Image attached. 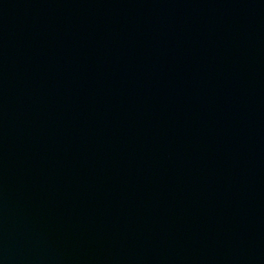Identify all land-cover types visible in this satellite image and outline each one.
<instances>
[{
	"label": "water",
	"instance_id": "1",
	"mask_svg": "<svg viewBox=\"0 0 264 264\" xmlns=\"http://www.w3.org/2000/svg\"><path fill=\"white\" fill-rule=\"evenodd\" d=\"M0 264H264V0H0Z\"/></svg>",
	"mask_w": 264,
	"mask_h": 264
}]
</instances>
